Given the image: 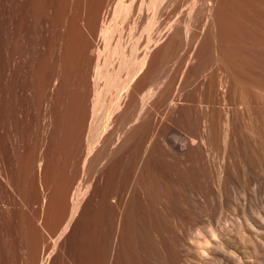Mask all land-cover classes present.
Returning <instances> with one entry per match:
<instances>
[{
    "label": "rangeland",
    "instance_id": "obj_1",
    "mask_svg": "<svg viewBox=\"0 0 264 264\" xmlns=\"http://www.w3.org/2000/svg\"><path fill=\"white\" fill-rule=\"evenodd\" d=\"M106 1L0 0V264H59L57 249L46 257L77 187L92 180L81 168L82 154L68 144L75 100L88 77L83 55L98 41L80 23L84 15L99 20ZM215 12L219 22L221 7ZM261 26L165 32L150 53L134 90L160 86L143 125L149 133L157 129L167 152L160 161L164 185L155 179L161 186L155 208L146 205L159 218L155 236L149 234V264H264ZM215 36L224 43L220 60ZM129 119L116 117L113 125L124 128ZM174 131L182 140L172 149ZM126 156L113 182L124 194L135 189ZM144 180L156 187L150 173Z\"/></svg>",
    "mask_w": 264,
    "mask_h": 264
},
{
    "label": "bare ground",
    "instance_id": "obj_2",
    "mask_svg": "<svg viewBox=\"0 0 264 264\" xmlns=\"http://www.w3.org/2000/svg\"><path fill=\"white\" fill-rule=\"evenodd\" d=\"M219 6L222 14L216 22L215 9ZM100 15L99 20L95 16L81 18V26L88 33H97L98 41L83 55L88 77L81 81L68 132L71 153L82 154L81 168L92 173V180L86 188L77 187L78 194L68 205V215L63 217V227L52 242L46 262L58 250L60 254L55 259L59 264H149L152 257L149 234L155 236L159 218L157 221L155 211L156 216L147 212L149 205L153 208L157 201L161 186L155 179H160L164 169L160 161L167 151L157 129L149 133L143 125L150 117L147 106L159 94L160 86H150L141 93L134 90L136 83L165 32L179 36L195 30L248 32L256 27L260 31L258 25L264 24V0H107ZM141 39H144L142 43ZM214 49L216 59L220 60L224 43L218 36L214 39ZM219 85L223 89L222 81ZM173 98L169 99L171 106L175 103ZM116 117L124 122L130 118L129 125L119 129L121 123L115 127ZM181 140L177 133L173 134L169 147L175 148L173 144ZM167 149L173 154L172 149ZM126 152L135 171L132 172L135 189L132 193L127 191L128 195L113 188L120 166H126L123 160ZM149 173L152 187L156 186L152 190L144 180ZM153 242L155 247L159 246Z\"/></svg>",
    "mask_w": 264,
    "mask_h": 264
}]
</instances>
